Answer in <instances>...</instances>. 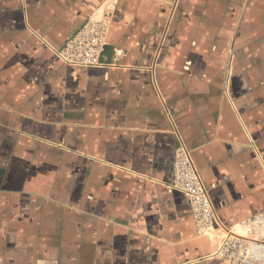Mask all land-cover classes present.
<instances>
[{"label":"crops","instance_id":"obj_1","mask_svg":"<svg viewBox=\"0 0 264 264\" xmlns=\"http://www.w3.org/2000/svg\"><path fill=\"white\" fill-rule=\"evenodd\" d=\"M89 19L105 67L58 56ZM181 137L226 226L264 209V0H0V264H228Z\"/></svg>","mask_w":264,"mask_h":264},{"label":"built area","instance_id":"obj_2","mask_svg":"<svg viewBox=\"0 0 264 264\" xmlns=\"http://www.w3.org/2000/svg\"><path fill=\"white\" fill-rule=\"evenodd\" d=\"M107 35L106 21L89 19L58 50V56L70 65L105 67L108 64L101 57ZM172 186L188 195L199 232L220 238L216 253L228 264H264V209L226 226L182 137L175 150Z\"/></svg>","mask_w":264,"mask_h":264}]
</instances>
